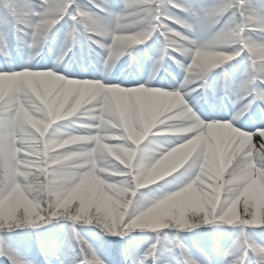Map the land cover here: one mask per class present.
Here are the masks:
<instances>
[{
  "label": "snow or ice",
  "instance_id": "obj_1",
  "mask_svg": "<svg viewBox=\"0 0 264 264\" xmlns=\"http://www.w3.org/2000/svg\"><path fill=\"white\" fill-rule=\"evenodd\" d=\"M85 17L131 26L102 40L87 29ZM61 21L63 39L53 67L14 70L8 41L42 48ZM252 21L264 24V0L260 6L250 0H123L118 13L110 10V0H0V56L7 65L0 70V256L8 264H30L4 234L67 219L98 226L118 241L132 230L240 226L226 250L210 237L205 247L193 245L195 254L175 236L167 240L170 247L158 248L157 237L143 253L126 249L123 259L117 245L110 264H264V246L244 230L264 228V39H247L264 33ZM133 25L144 30L125 31ZM153 34L162 45L153 73L165 56L179 70L165 69L167 78L179 80L168 90H162L165 77L159 87H124L54 70L71 51L67 45L79 46L80 35L115 61ZM237 35L239 42H230ZM242 53L250 64L237 84L222 66ZM214 70L219 71L213 75ZM197 89L204 90L198 95L207 107L186 102ZM225 98L240 112L255 106L261 126L243 131L233 125L235 117L213 115ZM73 127L83 132L61 131ZM159 136L179 139L149 153L145 141ZM65 166L75 178L62 191H51L46 178ZM212 170L218 179H208ZM178 172L177 189L151 202L138 195ZM45 193L52 197L48 202ZM69 232L80 250L72 264H105L74 226ZM47 234L44 264H52L55 229Z\"/></svg>",
  "mask_w": 264,
  "mask_h": 264
},
{
  "label": "rangeland",
  "instance_id": "obj_2",
  "mask_svg": "<svg viewBox=\"0 0 264 264\" xmlns=\"http://www.w3.org/2000/svg\"><path fill=\"white\" fill-rule=\"evenodd\" d=\"M250 2L256 6L261 5V0H250ZM83 3H86V0H84ZM122 3H123V0H110V10L113 13H118L120 11V5ZM92 11H95V10L93 9ZM63 23L64 22L61 21V23L56 26V29L53 30L52 34H50L49 38L47 39L46 44L42 48L30 50V49L26 48L23 44H18L15 40H9L8 41V48H9L10 53H11V61L14 59H17V56H18L19 60H20V66H24V65H26L25 61L28 60V57L32 56L33 59L27 65L33 64L36 61H39L43 64H47V62L53 64V60H54L55 56L58 55L57 53H54V45L57 43H60V41L63 39V27H62ZM142 30H144L143 25H133L132 28L126 29L125 31H142ZM190 38L195 39L194 36H191ZM251 39L254 42H259V38L256 36H252ZM77 40H78L79 46L78 47L74 46V48L71 49V51H68L67 55L64 57V59L57 65L58 66L62 65L66 60V64L63 66V69H67V71H69L71 68H73V71H76V72H82L83 71L84 74H86V75L90 74V71L87 68V66L89 64L92 66L93 72H95L96 69L99 70V68L103 67L104 64L103 63L101 64V62L106 61L105 60L106 59L105 58L106 52L104 50H101L97 46L90 45V43L88 46L84 45L83 42H81V35L77 37ZM146 43H147L146 47L137 49L135 51V55L132 59H126L125 57H121L120 59L113 61L111 68L105 69V70H108V75L106 76L107 79L109 81H112V79L115 78V74H118L117 72H119L117 70L120 69L118 80H120L124 83L127 80L130 83L137 84V83H139V78H143V79L149 78V80L151 79L150 83L154 84L155 81H157V79H161L159 77H163V76L165 77L164 83H166L167 86H171L170 83H172V82L173 83L174 82L179 83V80L172 81L171 79L167 78L165 76V71L163 73H160L158 70V67L156 68L155 73H153V69L155 66L154 62L156 59L159 58L160 53H161V49H162L161 43H159L157 40V34H153V36L149 40H147ZM14 45H16L18 47V50L20 49L19 51L15 52V53L13 52V51H16V48L14 49ZM66 47H69V45H67ZM236 47H237L236 45H232L231 49H234ZM24 49H26V51H24ZM37 53H39V54H37ZM87 57L91 58L90 59L91 63H88ZM95 57H97L96 59H98L100 63L96 59L94 60ZM2 61H4V58L2 56H0V70H2L1 67L4 68L3 66L5 65V62L1 63ZM150 62H152V66H150ZM249 64H250V61H249L247 55L242 53L239 57H237L236 60H234L230 64H228L224 70H226L228 72L229 76L231 77V79L235 83L238 84L243 79V73L249 67ZM5 66H7V65H5ZM173 70L179 71L178 69H176L175 64H173L171 62V64L167 67V71H173ZM217 72L213 73V75H215ZM174 74H175V72H174ZM211 79H212V77H210V80ZM202 92L203 91L200 92V89H197L196 91H193L190 94L192 104H194V103L196 104V105L194 104L195 107H199V105H201V104H203L205 107L208 106L205 103V101L203 99H201L200 95H198V93H202ZM221 103H222V106L219 108V110L217 112L213 113V115H215L216 117H219V115H221V114L227 115L228 114V108H230V109H232L230 112L234 113V111H235L234 117L236 119V122L243 123L246 126H251V125H253V123H255L254 113L256 111H258V109H256L255 106H253V108L250 109L249 111L242 112L241 114L237 115L238 113H240L239 107H233V104L229 102L228 98H225ZM240 107H242V105ZM234 108H236V109L233 110ZM61 131L83 132L82 129H78L75 127L71 128V129H63L62 128ZM178 139H179L178 137H173V136H159V137H155V138L150 137L148 140L145 141V144L149 145V148H148L149 153H157V152L161 151V149L168 147L170 144L178 142ZM98 166H99V164H98ZM182 171H183V169L180 170V172H182ZM180 172L174 174L173 176L167 177L164 181H160L156 185H153L148 189L143 190L142 193H140L138 195H142L144 197L145 201L151 202V201L161 197L164 194L170 193L171 191L177 189L180 186V180L176 179V177L180 175ZM182 179L186 180L187 177H183ZM63 220L65 222H67L70 226H75V227L81 226V225H83L84 227L92 226V228L97 229L99 232H101L103 234H106L104 232V230H102V228L95 226V225H86V224H83L82 222L76 223L75 225H73L71 221L66 220V219H61V221H63ZM207 228H212V229L223 228V229L228 230V234H230V235L234 234V237L233 236L224 237V240L222 241V246L224 247L225 250L228 247L226 239H228V241L230 243H233V241L236 238V235L240 231V226L228 227V226H224V225H220V224L208 225V226L197 225L196 227L192 228L191 230H186V231H182L179 233L175 232L174 230H162L160 233H155V234L152 233L150 230H146V229L145 230H132L131 232H129L125 236L124 239L129 238L131 235H135V234H138L141 232H146V233H150L151 235H153V238L156 241H157V237L160 238V243H158V245H157L158 248H168V247H170V245L168 244L167 240H170L173 236H177V234H180L183 236V235H187L191 232H194L195 230H199V231L203 230L204 231ZM231 229H235V230L232 231ZM244 230L247 234L249 233L251 235H253V234L249 230H252V231L253 230L254 231L259 230L257 232L264 233V228L245 227ZM76 232H78V231H76ZM160 234H161V236H160ZM165 234L167 236V239H165ZM79 236L82 239H84L85 241H87L81 235H79ZM248 236L252 240L253 236L252 237L250 235H248ZM109 237H111V236H109ZM111 238H113V237H111ZM252 241L257 244V241H254V240H252ZM63 242L61 240L60 244H57L56 248L58 249V251L55 252V255L53 257H50L52 264H65V263L69 264L70 263L68 261L67 257L63 253L60 252V248L64 244ZM87 243L89 245H91V243H89L88 241H87ZM185 245L195 254V248L194 247L190 248V246H188L187 244H185ZM195 245L197 247H203L199 244H195ZM149 246H150V244H147V246L145 244H142L141 252H139V253H143ZM18 254L21 257H23L24 259L30 261V264H42L41 262H39L37 260H33L30 255H25V254L22 255L19 252H18ZM121 259H123V255H122ZM164 259H167V257H164ZM0 264H8L7 259L0 257ZM109 264H110V261H109Z\"/></svg>",
  "mask_w": 264,
  "mask_h": 264
},
{
  "label": "trees",
  "instance_id": "obj_3",
  "mask_svg": "<svg viewBox=\"0 0 264 264\" xmlns=\"http://www.w3.org/2000/svg\"><path fill=\"white\" fill-rule=\"evenodd\" d=\"M83 1L84 0H80L81 3H83ZM71 227L73 226H70L64 220H59L35 229L27 226L22 227L4 235L6 236V243H8V246L13 251L22 254H29L34 260L44 264L45 255H47L45 246L50 243V237L47 234L49 229H55V235L57 238L56 243L60 238L64 239L63 252L67 257L71 260L78 258V249L76 247L75 238L69 232ZM75 229L78 231L77 233L79 235L93 243L99 250L100 254L105 258H110L112 250L116 248L117 245L120 246V252L125 251L126 249L138 252L140 251L142 244H152L156 241L153 238V235L145 232L131 235L127 239L118 241L112 239L107 234H103L97 229L92 228V226L84 227L81 225L76 226ZM191 236H195V234ZM175 237L182 238L180 235Z\"/></svg>",
  "mask_w": 264,
  "mask_h": 264
},
{
  "label": "clouds",
  "instance_id": "obj_4",
  "mask_svg": "<svg viewBox=\"0 0 264 264\" xmlns=\"http://www.w3.org/2000/svg\"><path fill=\"white\" fill-rule=\"evenodd\" d=\"M86 26L87 29L93 33L98 34L102 40H107L110 36H111V32L115 29H124L127 27H130L131 24L129 23H124V22H116L115 24H113V22L111 20H103V21H92L89 18L85 17L84 20L82 21ZM251 23H253L255 26L260 28V32L264 33V24L260 23L259 21H252ZM252 36H257V34L255 32L249 33L247 36V39L249 40V42H254L251 37ZM259 39H264V36H259ZM230 42H239V37L234 36L232 38V40ZM188 43H190V41H188ZM114 60L109 59L105 61V68L106 69H110L111 65L113 63ZM242 111L240 113H238L237 115L241 114ZM122 155L126 156L127 153H122ZM103 163L107 164V161H103ZM147 163V162H145ZM75 178V173L72 167L70 166H65V167H61L59 169L56 170L54 175H50L49 177L46 178V181L48 183V185L50 186V190L51 191H62L63 188L68 185L69 183H71V181ZM219 177L216 175L215 171L212 170L208 179L210 180H214V179H218ZM36 184L40 183L39 178H36V180L34 181ZM45 202H48L52 199L51 196H49L47 193L44 194L43 196Z\"/></svg>",
  "mask_w": 264,
  "mask_h": 264
},
{
  "label": "bare ground",
  "instance_id": "obj_5",
  "mask_svg": "<svg viewBox=\"0 0 264 264\" xmlns=\"http://www.w3.org/2000/svg\"><path fill=\"white\" fill-rule=\"evenodd\" d=\"M60 47H61V44L60 43H57V44H55L54 45V53H59V51H60ZM105 58L107 59V53L105 54ZM105 59V60H106ZM33 66H35V65H33ZM150 66H152V62H150ZM13 67V66H12ZM36 67V66H35ZM47 67H49V68H52L53 66L49 63V64H47ZM13 69L14 70H17V69H15L14 67H13ZM55 69H57L56 67H55ZM105 63H104V67H103V73H104V75H105ZM21 70V69H20ZM17 71H19V70H17ZM216 72V71H215ZM57 74H60V75H63V74H61V73H58V72H56ZM103 73H100L99 75L97 74V75H94V76H92V77H90V78H86V77H76L77 75H74L75 73H69L68 74V76H65L66 78H74V79H89V80H93V79H95V80H98V81H102V82H104V83H110L109 81H107V79L105 78V76L103 75ZM72 76V77H71ZM139 83H142V84H145V86H149V85H151V86H156V87H159L160 85L159 84H151L150 83V80H149V78L147 79V78H145V79H139ZM113 83H116V84H120V83H118L117 81H115V82H113ZM176 84H178V83H176ZM175 84V85H176ZM174 85V86H175ZM121 86H124V87H132V86H136V84H127V85H123V84H121ZM3 88H4V85H3V83L2 82H0V94H2V92H3ZM162 90H168V87L166 86L164 89H162ZM191 92H193V91H190L189 92V94H188V96L186 97V102H188L189 104H190V106H193V104H192V100H191V98H190V94H191ZM236 108H234L233 110H235ZM232 109H230V108H228V114L226 115V116H228L229 118H231V117H234V114H235V111H234V113H232V112H230ZM218 118V117H217ZM201 119H203V117H201ZM233 125L235 126V127H238L240 130H243V131H254V130H256V128L257 127H259V125L258 126H255L254 128H252V129H250L249 127H247V126H245V125H242V124H239V123H237L235 120L233 121ZM174 137V136H173ZM149 139V138H148ZM161 150H163V149H161ZM232 245V243H228V247L229 246H231Z\"/></svg>",
  "mask_w": 264,
  "mask_h": 264
}]
</instances>
